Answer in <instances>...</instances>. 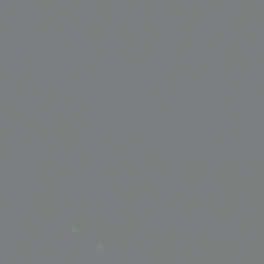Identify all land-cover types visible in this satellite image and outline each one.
<instances>
[{
    "label": "water",
    "instance_id": "95a60500",
    "mask_svg": "<svg viewBox=\"0 0 264 264\" xmlns=\"http://www.w3.org/2000/svg\"><path fill=\"white\" fill-rule=\"evenodd\" d=\"M0 264H264V0H0Z\"/></svg>",
    "mask_w": 264,
    "mask_h": 264
}]
</instances>
